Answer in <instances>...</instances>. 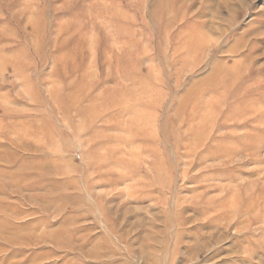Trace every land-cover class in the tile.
Here are the masks:
<instances>
[{"label":"rangeland","instance_id":"rangeland-1","mask_svg":"<svg viewBox=\"0 0 264 264\" xmlns=\"http://www.w3.org/2000/svg\"><path fill=\"white\" fill-rule=\"evenodd\" d=\"M0 264H264V0H0Z\"/></svg>","mask_w":264,"mask_h":264}]
</instances>
